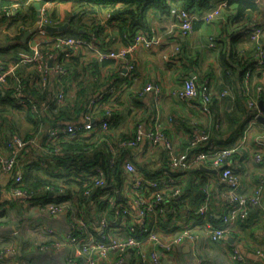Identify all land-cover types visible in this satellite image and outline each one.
<instances>
[{
  "label": "built area",
  "instance_id": "2783aa9c",
  "mask_svg": "<svg viewBox=\"0 0 264 264\" xmlns=\"http://www.w3.org/2000/svg\"><path fill=\"white\" fill-rule=\"evenodd\" d=\"M228 1L223 0L216 5L210 0L207 3L209 11L201 20L211 22L218 18L220 11L227 7ZM253 2L264 3V0H253ZM46 6L47 4L40 5V20L36 21V24L57 26L58 24L49 23L46 17ZM16 10L17 5L13 4L10 9L4 11V15L10 16L11 12L15 14ZM174 18L180 34L187 37L192 30L194 15L183 8H178ZM245 34L256 48L254 63L244 72L241 84L242 98L250 118L242 136L230 145L221 146L211 140L210 134L200 128H194L193 136L186 149L178 151L177 145L165 133L157 117L148 128L140 122H135L130 129V138L119 139L116 147L112 146L109 150L113 162L116 154L123 153L124 160L121 162L123 181L119 188L106 189L99 195L90 207L92 208L90 217L77 210L70 201L32 205L29 201L31 193L20 186L23 165L18 161L16 154L28 144L37 146L39 143L35 139L29 140V143L23 142L17 136H12L11 140L4 142V150L0 147V172L11 177L7 189L9 196L19 199L29 209H34L35 215L53 219L63 217L68 220V227L63 235L43 227V224L35 226L36 231L45 233L54 241L49 245L40 246L41 252L58 251L63 244H67L69 252L65 256V264H165V261L167 264H175L177 260L181 263L183 254H194L196 257V254L202 253L207 257L205 262H210L213 250L208 245L225 244L236 222L243 223L247 220L249 208L259 207L264 198L262 184L255 186L251 194L246 196L239 177L233 173L231 165L227 164V161L229 162L235 155L242 156V151L246 147V134L252 132L261 116L257 103L264 95V44L261 42L264 30L262 27L253 26L245 31ZM34 36H37L40 42L30 46L29 53L21 58V63L33 65L38 74L37 80L41 90L47 88L48 76L51 73L55 74L56 92L51 100L55 105L62 103L69 85V72L63 67V63L61 65L57 60V56L66 60L79 55L82 51H90L99 63L105 60L118 62L123 67L124 76L122 77L130 80L135 75L136 53L140 50L153 51L157 47L156 40L143 31L135 32L126 46L106 50L97 47L94 34H90L86 39L71 36L53 37L45 30L38 28ZM49 42L53 44L55 54L44 55L40 52L41 44ZM208 47L214 48V45L210 43ZM178 54V47L173 48L168 55H165V59L167 62H177ZM50 60L53 62L51 67L48 66ZM13 70L14 67H9L0 72V84L4 82L7 75L13 73ZM227 75L230 76L229 73ZM144 91L152 92L154 96L152 103L156 115L160 102L159 88L149 84L145 86ZM21 92L22 89H16L14 94L15 98L17 97L16 104L38 114L41 111L38 106L23 98ZM115 93V87L111 86L94 96L88 103V113L82 117L80 123L53 127L48 131L46 143L55 139L58 134L74 138L78 135L86 137L96 131L107 130L110 119L113 117H104L94 125L91 112L103 108ZM170 96L186 102H201L203 111L209 116L211 114L209 107L213 101L221 105L227 99L231 102L235 100L228 89L213 92L210 83L198 86L184 74L181 75V87L172 91ZM47 107L45 103L42 110ZM212 125L216 132L220 131L216 121L212 122ZM263 140L264 132L256 138L263 150L254 152L251 155V161L256 166L264 167ZM13 148L15 151H11ZM138 151L150 157H154L155 152L161 154L160 158L157 157L159 166L157 174L145 176L137 171L131 159L126 157V153L136 154ZM196 169L212 170L211 172L216 173V177L206 180V184L201 188L203 197L197 206L192 207L190 200L184 196L183 189L185 190L189 172ZM113 179L110 178V180ZM93 181L94 187L106 186L101 172H98ZM214 182L219 187L216 193L213 191ZM85 195L89 197L87 193ZM215 201L220 208L219 224L211 222V219L217 216L213 209ZM163 224L167 226L166 230L163 229ZM17 235L18 231L13 228L8 237L0 239L1 262L8 264L15 258ZM186 246L188 252L184 253L183 249ZM255 254L264 261L263 250L258 249ZM229 258L232 262H245L244 257L233 247Z\"/></svg>",
  "mask_w": 264,
  "mask_h": 264
},
{
  "label": "crops",
  "instance_id": "0c3cea01",
  "mask_svg": "<svg viewBox=\"0 0 264 264\" xmlns=\"http://www.w3.org/2000/svg\"><path fill=\"white\" fill-rule=\"evenodd\" d=\"M114 1H116L114 2L116 6L122 3L120 0ZM212 1L217 5L223 0ZM35 2L27 0V3H33V6ZM77 2L88 3V0H60L59 4H56L55 10L59 18L57 27L68 21V15L72 12V6ZM95 2L107 4V2L113 1L97 0ZM175 3L170 6L169 12L149 11L147 13L145 20L148 32H145V34L156 40L157 47L153 51L140 50L136 53L134 58L136 68L134 77L130 80H125L122 77L124 76L122 74L124 72L121 65L119 74L114 69V66L100 65L93 52H89L87 53L89 56L86 62L80 58L72 66L63 63V66H66L68 68L66 70L69 72L68 93L70 95L75 93L76 83L82 80V77V87L86 89L88 96H91L99 89L103 90L108 84L109 87L114 86L116 93L111 97V101L117 99L115 106L118 113H116L117 118L115 117L114 119V124L117 122L114 128L117 134L129 135L130 129L135 122H140L148 128L155 117H157L165 133L177 145L178 151L186 149L193 136L192 130L194 128H200L210 134L211 140L217 142L218 145H230L236 140L231 138V129L235 126L236 122L240 123L246 120V112L248 110L242 98L241 83L239 84L236 78L240 73V68L237 64L232 65L233 75L230 74L228 79L223 74L225 63L224 59L221 58V54L228 55L231 53L238 57L243 56L246 59H251V54L255 48L244 31L253 26L262 27L264 30V3H256V8L245 12L241 21L233 20L236 13V5H231L228 9L221 10L219 17L211 22L201 20L203 15L209 11L207 5L200 9L191 10L190 13L195 17L192 27L195 23L198 27L192 28L191 33L187 37H183L177 28L174 13L178 10L179 6L175 5ZM45 4H47V10H51L55 6L53 5L54 2H45L42 5ZM90 4L92 3L90 2ZM34 12L35 19L30 26H28L30 22H27L15 28L12 25V20L14 19L12 12L9 13L11 14L10 16L5 15L0 18V61L7 62V65H10L13 63L12 60L14 58L21 59L29 53L30 46L40 42V39L34 36V34L30 36L27 42L22 41L23 33L32 28L36 23V10ZM12 28H14L15 33L9 34L8 32ZM105 28L104 34L107 35V38L104 41L106 47L109 46L110 39L114 41L115 47L127 45V43H121L122 40L116 26ZM80 32L86 34V32L81 30ZM49 35L53 37L65 36L63 34ZM16 37H19V39H15ZM261 42L264 44V34L261 37ZM210 43L214 45V48L208 47ZM98 45L100 46H97L99 49L106 50V48H101L102 45L99 40ZM176 47L179 49L177 62H167L165 55H168ZM83 53L84 51L80 54ZM82 62L85 63L84 66L81 64ZM73 74L79 76L73 79ZM114 74L121 75V77L117 78ZM183 74L198 86L210 83L213 92L228 89L235 100L231 102V100L227 99L221 105L217 103L212 104L209 107L211 113L209 116L203 111L201 102H186L171 97L170 93L181 87V75ZM106 82L108 83L106 84ZM55 84H57V77L51 73L48 76L47 87L49 90H56ZM149 84L157 86L160 91V102L156 115L152 103L154 96L152 92L144 91L145 86ZM13 98H15L14 95ZM23 98L25 97L23 96ZM15 100H17V97ZM41 112L43 111L41 110ZM214 121L219 125V130L221 129L219 132H216L213 128L212 122ZM256 128L254 131V128L252 129L253 133L257 134L259 132V134H262V131L264 132L263 126L258 124ZM251 140L255 143L252 150H248L249 147L247 149L245 147L242 151L243 156L237 155L238 157H236L235 155L229 160V165H231L232 170L239 177L243 192L246 194L250 193L259 182L264 183V167L256 166L251 161V155L254 152L262 151L263 148L259 146L256 138L253 139L252 137ZM128 152L126 153V157L131 159L135 167L139 165L137 169L142 170L138 171L147 174L151 173V171L156 172V169L159 168L157 159V157H161L159 152H155L154 157L147 156L139 151L136 154ZM206 170L203 176L206 180L216 177L215 172H211L212 170L209 169ZM10 182L11 177L0 172V214H2L0 216V239L8 237L13 228H16L18 231V238H15L17 242L15 243L17 252H15V255L17 256L11 259L8 264H65V256L69 252L68 245L63 244L58 251L49 252L48 250L41 252L39 250L40 246L49 245L54 243V241L50 236L36 231L34 228L37 224H43V227L53 230L58 235H63L67 230L68 220L63 217L53 219L33 214L36 213L34 209L29 210L28 207L21 204L18 200L11 199L12 197L9 196L7 190ZM214 184L213 191L216 193L219 187L216 185L217 183L214 182ZM215 205L217 209L214 208V213L218 218L220 208L216 201ZM249 223L252 225L244 230L238 225L234 226V233L237 237H234L233 234L227 237V239H234L233 244L226 242L227 246L225 244L213 246V253L209 263L205 262L207 257L203 256L202 253L196 254V257L194 254H183L181 263L180 260H177L175 264L258 263L260 259L256 256L255 252L258 249L264 251V198L261 200L259 208L252 213ZM18 246H20L19 249ZM232 247L237 249L244 257V263L232 262L230 260L229 253Z\"/></svg>",
  "mask_w": 264,
  "mask_h": 264
},
{
  "label": "trees",
  "instance_id": "16d2710c",
  "mask_svg": "<svg viewBox=\"0 0 264 264\" xmlns=\"http://www.w3.org/2000/svg\"><path fill=\"white\" fill-rule=\"evenodd\" d=\"M32 1H38L40 5L45 2H54L53 5L55 6H53L51 10L48 9L46 11V17L50 24L56 25L58 23L59 18L55 9L56 4H59L60 0ZM95 1L97 0H88V3H74L72 12L68 15L69 28L59 34L82 39H86L90 34H94L97 40V46H99V40L102 45L101 48L112 49L115 48L114 41L110 39L108 47H106L104 41L107 38V35L104 34L106 31L105 27L113 28L116 26L117 32L120 34L122 40L121 43L126 44L135 32H148L145 19L149 11L161 13L169 12L170 6L176 2L175 5H178L179 8H183L190 12L194 9L203 8L210 0H120L122 3L118 6L114 4V2H116L114 0H112L113 2H107V4ZM90 2L92 4H90ZM13 4L17 5V10L13 16L12 25L16 28V26L30 22L28 25L30 26L35 19V10L33 3L28 4L27 0H0V18L5 16L4 11L10 9ZM231 5H236V13L233 20L237 21L243 19L245 12L252 11L256 8V3L253 2V0H229L225 9H228ZM197 27L195 23L192 28ZM80 30L86 32V34L81 33ZM247 30L249 29L247 28L246 31ZM15 39H19V37ZM41 45L40 52L42 54H55L52 43H43ZM254 48H256L255 45ZM89 52L90 51H85L83 54L70 57L66 60H62L57 56V60L60 61L61 65L65 63V65L72 66L77 63V60H80V58H82V61L86 62L89 56L87 53ZM254 52L255 49L252 53L253 56L251 54V59H246L243 56L238 57L231 53L228 55L221 54V58L224 59L225 63L223 74L229 79L227 73L233 75L231 66L237 64L240 68V73L236 78L239 84H242L244 72L254 63ZM12 61L13 63L10 65H7V62L0 61V72L6 70L9 66L14 67L13 73L7 75L4 78V82L0 84V117L5 121L4 126L1 128L0 139L2 140L0 141V147L4 150V142L11 140L12 136H17L23 142L35 139V141L39 143L37 146L28 144L26 148L19 150L16 154L18 161L23 165V177L20 186L22 189L31 193L29 201L34 206L59 204L64 201H70L77 210H80L83 214L90 217L92 215V208L90 207L96 202L99 195L103 194L106 189L108 190L112 187L119 188L123 181V172L121 169V162L124 160L123 153L116 154V159L113 162L112 154L109 151L110 147H116V144L122 138H130L129 135L117 134L114 131L117 125V122L114 124V119L115 117L117 118L116 113H118L115 106L117 99H113L112 101L110 99L103 108L91 112L94 125L98 124L104 117H113L110 119L107 130L96 131L86 137L78 135L74 138L58 134L55 139L46 143L48 131L53 127H63L69 123H80L82 117L88 113V103L90 99L103 92V90H106L109 84L103 90L99 89L91 96H88L86 89L82 87V77V80L76 83L75 93L73 92L74 94L70 95L68 93L69 88L67 87L64 100L62 103L55 105L51 100L56 90H49L48 87L44 90L38 88V74L33 68V65L22 64L19 58H14ZM84 62L81 63L83 66L85 65ZM96 64L98 63L96 62ZM100 65L114 66V69L120 74V64L114 60H105L100 62ZM63 67L65 69L67 68L66 66ZM114 75L117 78L121 77V75ZM78 76L77 74H73V79ZM107 83L108 82H106V84ZM17 88L20 90L22 89V95L27 100L36 104L39 110L44 108L45 103L48 105L47 109L42 110L43 112L40 111L38 114H34L30 112V110L19 107L16 104L15 98H13ZM261 99H264V96H261L259 100ZM214 103H216V101H213L212 104ZM15 111H20L26 115L25 120L29 124V129L25 131V136L19 135L20 133L15 122H10V116L7 115L13 114ZM249 119V112L247 111L246 120L240 123L236 122L234 124L235 126L231 129L232 139L235 140L242 136ZM56 150H58V152H56ZM11 151H15V148ZM237 155L236 157H238ZM227 164L229 165L228 161ZM138 166L139 165H136V169ZM138 170L142 171L141 169H137V171ZM206 171L207 170L204 169H196L189 172L188 179L185 183V190L183 189V191L184 196L190 200L192 207L197 206L203 197L201 188L206 184V179L203 177ZM98 172L102 173L106 184L105 187H94L95 183L93 179H95ZM158 172L159 170L156 169V172L151 171V173L147 174L141 173L145 176H154ZM110 178L114 179L110 180ZM259 184H262L264 190V183L259 182L255 186L257 187ZM251 192L247 193L246 196H249ZM50 193H54V195L49 197ZM85 193H87L89 197H87ZM15 200H18L22 204L19 199ZM213 205V209H217L215 203H213ZM257 208L259 207L249 208L247 220L243 223L236 222L235 225H238L243 230L248 229L250 225H252L249 223L251 215ZM1 215L2 214H0V216ZM211 222L213 224H219L220 220L215 216L211 219ZM166 227L167 226L163 224V229L166 230ZM232 234L234 237H237L234 233V226L231 228L228 236ZM16 256L17 255H15V257ZM0 264L6 263L0 261ZM253 264H264V261L260 260L258 263Z\"/></svg>",
  "mask_w": 264,
  "mask_h": 264
},
{
  "label": "water",
  "instance_id": "95a60500",
  "mask_svg": "<svg viewBox=\"0 0 264 264\" xmlns=\"http://www.w3.org/2000/svg\"><path fill=\"white\" fill-rule=\"evenodd\" d=\"M34 8L36 10V21L38 22L40 20V18H39V14H40V12H39L40 3L38 1H36L34 3ZM68 27H69L68 21H66L61 26H58V27L57 26H49V25H46V26H43L42 25L41 26L39 24H35L32 28L28 29L27 31H25L23 33L22 41L23 42H27V40L30 38V36L32 34H34L38 28H41V29L45 30L49 34H59V33H62L64 31H66L68 29ZM48 66L49 67L52 66V60H50L48 62ZM257 105H258V108H259V110L261 112V116L258 118V123L261 126L264 127V99L259 100L258 103H257ZM263 145H264V140H263ZM52 196H53V194L50 193L49 194V197H52ZM17 238H18V236H17ZM227 242H229L230 244H233L234 239L233 238H228L227 239ZM130 252H131V250H130ZM183 252H186V253L188 252V247L187 246L184 247ZM165 264H167L166 261H165Z\"/></svg>",
  "mask_w": 264,
  "mask_h": 264
},
{
  "label": "rangeland",
  "instance_id": "374dc122",
  "mask_svg": "<svg viewBox=\"0 0 264 264\" xmlns=\"http://www.w3.org/2000/svg\"><path fill=\"white\" fill-rule=\"evenodd\" d=\"M107 1H109V0H107ZM9 34H14L15 32H14V28H12V30L10 31V32H8ZM7 115H9L10 117H9V120H10V122H15V124H16V126H17V128H18V130H19V135H21V136H25V131H27L28 129H29V124L27 123V121L25 120L26 118H25V114H23V113H21L20 111H15L13 114H7ZM6 115V116H7ZM4 124H5V121H3L2 120V117H0V134H1V128H2V126H4ZM7 124H8V121H7ZM6 124V125H7ZM259 124V123H258ZM257 124V125H258ZM260 125V124H259ZM255 129H257L256 128V126L254 127V129H253V131L255 130ZM252 133V134H251ZM251 133H249V134H246V142H245V144H246V149L248 148V150H252V147H253V144H255V143H253V141L251 140V138L253 137V139H255V138H259L262 134H263V131H262V134H259V132H257V134L254 132H251ZM2 139H0V141H1ZM2 148V147H1ZM3 149V148H2ZM28 213H29V211H27ZM26 212V213H27ZM25 213V214H26ZM43 233V232H42ZM211 249L213 248V246L212 245H208ZM216 246V245H215ZM0 252H2V250H0ZM203 256H205V255H203ZM206 257V256H205Z\"/></svg>",
  "mask_w": 264,
  "mask_h": 264
},
{
  "label": "flooded vegetation",
  "instance_id": "af4514ba",
  "mask_svg": "<svg viewBox=\"0 0 264 264\" xmlns=\"http://www.w3.org/2000/svg\"><path fill=\"white\" fill-rule=\"evenodd\" d=\"M36 24V23H35Z\"/></svg>",
  "mask_w": 264,
  "mask_h": 264
}]
</instances>
